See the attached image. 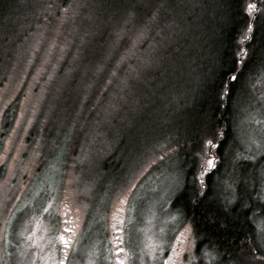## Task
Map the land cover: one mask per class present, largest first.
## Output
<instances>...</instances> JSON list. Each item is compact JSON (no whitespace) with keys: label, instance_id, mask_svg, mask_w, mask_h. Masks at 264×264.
Listing matches in <instances>:
<instances>
[{"label":"rangeland","instance_id":"374dc122","mask_svg":"<svg viewBox=\"0 0 264 264\" xmlns=\"http://www.w3.org/2000/svg\"><path fill=\"white\" fill-rule=\"evenodd\" d=\"M75 1L59 8L57 0H31L25 6L31 32L18 22V40L11 43L3 42L0 30V264H59V235L68 241L64 264H218L223 259L216 247H198L190 224L172 205L184 184L175 144L187 127L180 102L196 75L183 70L190 61L184 44L161 70L152 69L141 81L147 92L134 89L124 102L123 95L108 101L103 119L93 124L77 117L82 104L69 110L44 103L48 82L60 75L59 59L69 62V72L72 63L78 67L84 60H78L76 25L93 8L87 15L82 8L78 16L75 5L82 7L86 0ZM136 31L131 33L135 47ZM130 46L120 55L128 72L144 60L135 48L128 52ZM258 63L264 65V54ZM260 76L249 89V101L238 106V152L218 177L222 205H233L245 191H253L254 203L264 205V70ZM13 106L14 116L5 118ZM53 112L66 115L54 118ZM206 150L195 172L197 191L217 169L213 148ZM238 158L247 162L238 164ZM254 208L253 241L264 254V207ZM243 259L264 264L262 255Z\"/></svg>","mask_w":264,"mask_h":264},{"label":"trees","instance_id":"16d2710c","mask_svg":"<svg viewBox=\"0 0 264 264\" xmlns=\"http://www.w3.org/2000/svg\"><path fill=\"white\" fill-rule=\"evenodd\" d=\"M30 1L0 0L3 42L18 40L15 33L20 21L24 23L27 33L32 31V25H29L30 8H25ZM68 1L57 0L59 8ZM78 1L82 2L76 0L75 3ZM249 4L255 7L250 10ZM89 7L93 8L95 18L89 14L76 25V33L79 32L76 45L81 54L78 60L84 58L85 61L82 60L78 67L72 63L74 70L69 72V62L59 59L57 71L60 75L48 82L44 103L64 106L69 110L72 105L82 104L83 108L77 117L84 124H93L103 119V105L108 101L117 102L120 95L125 97L121 99L124 102L152 69L155 72L161 70L162 63L168 57L180 52V44L185 45L186 56L203 53V65L195 67L210 65V60L214 64L199 70L205 75V84L199 89L202 91L191 88L187 97H183L180 102L183 104L188 100L191 103L181 116L186 130L181 142H175L176 154L183 162L181 167L189 177L184 174V184L172 205L190 224L198 247L212 250L216 247L214 251L225 261L232 262L235 258L243 259L245 256L255 258L262 255L264 258L253 241V216L257 214L256 209L253 207L249 211L236 206H221L212 193L213 174L206 177L203 189L197 191L195 187V183H198L195 172L199 158L201 155L206 158L207 154L204 148L206 141L216 143L213 148L217 157L215 173H219L224 165L229 148L237 146L235 123L238 107H235L234 102L238 101L242 93L241 77L264 54V0H86L82 7L75 5V14L79 16L82 8H86L87 15ZM12 20L16 23L11 24ZM98 20H102V26H91L93 21ZM249 24L252 25L251 29ZM133 25L137 27L131 28ZM135 29L137 31L134 34L138 37L136 47L131 41V33ZM128 43L131 44L128 52L135 48V55L144 58L135 67L129 66L130 72L120 57ZM197 48L200 49L197 51ZM2 60L0 58V62ZM239 67L241 70L236 79L225 83L226 78ZM84 70L86 73H78ZM14 107L5 112V118L11 112L14 116ZM52 115L61 119L66 114L53 112ZM77 133L82 134V131Z\"/></svg>","mask_w":264,"mask_h":264},{"label":"bare ground","instance_id":"6f19581e","mask_svg":"<svg viewBox=\"0 0 264 264\" xmlns=\"http://www.w3.org/2000/svg\"><path fill=\"white\" fill-rule=\"evenodd\" d=\"M193 48H196L195 46ZM200 48H197V51L199 50ZM192 53V52H191ZM189 56V59L190 61H188V64H186L183 68V70L186 72V73H191L192 75L196 73L195 75V81H194V86L193 88L199 90V89H202L204 84H205V75H204V72L202 71H199L201 70V67L203 68H208V66H213L214 64V61L210 60V65H205V66H198L195 68V66H197L198 64L200 65H203L202 63V60H203V53H194V54H190V55H187ZM250 53L248 52V57L250 58ZM129 57V56H128ZM193 66L194 69H192L191 67ZM249 68V67H248ZM197 70V71H196ZM241 68L239 67L237 70H234L233 73H231L229 76H228V79L226 78L225 80V83H227L228 81H234V80H231L229 79L230 76L232 75H235L236 77L238 76L237 74L240 72ZM264 70V65H261V64H258V63H253L251 65V68L247 70V72H245V74L241 77L240 79V90L242 91L240 97L238 98V101L235 100L234 102V105L235 107L239 106L240 102H242L243 99H248L249 101V89H252L255 87V83L258 82L259 78L261 77V73L263 72ZM199 71V72H198ZM157 74V73H156ZM149 79H150V76H149ZM207 80V79H206ZM191 81L192 79L190 80V85L191 84ZM193 82V81H192ZM135 89L137 90L138 93H145L147 92V87L144 86V83L143 82H139V84H137L135 86ZM161 91V90H160ZM202 90H199V92H201ZM225 90H224V94H223V100L225 99L224 95H225ZM223 100H222V104H223ZM190 101H185L183 102V105H185V109L183 110V112H186V110L189 109V106H190ZM216 144V143H215ZM215 148V147H213ZM198 151V150H197ZM238 152V148L237 146L235 145L234 147H230L226 156L224 157V165L221 166L220 168V172L219 173H215V175L212 176V185H214V189L212 190V193L214 194L215 196V200L222 205L221 203V200H218L217 197L219 198V191H218V177L220 176L221 172L224 170H226L227 168H230L232 164H234L233 162V157L235 155V153ZM215 158L217 159V157L215 156ZM235 160V159H234ZM217 161V160H216ZM247 161H244L240 158H238L236 160V163L240 164V163H246ZM186 164V162H185ZM249 167L251 165H248ZM182 169V173L185 174V169H183V167H181ZM252 169H256V164L252 165ZM186 176L189 177V174L186 173L185 174ZM217 177V178H216ZM234 200V203L233 205L232 204H229V205H224L226 207H240L241 209L244 208V206H246V210H249L251 211V209L253 207H256V206H259V205H256L254 203L255 201V198H254V193L253 191L252 192H246L245 191V194H239L237 195V197L233 198ZM249 200H251V203L249 202ZM230 202V201H229ZM218 264H231V261H225V260H219L217 262ZM232 263L233 264H245L244 263V260L241 259V258H235L232 260Z\"/></svg>","mask_w":264,"mask_h":264},{"label":"snow or ice","instance_id":"6c2138e0","mask_svg":"<svg viewBox=\"0 0 264 264\" xmlns=\"http://www.w3.org/2000/svg\"><path fill=\"white\" fill-rule=\"evenodd\" d=\"M254 7H255V6L252 5V4H249V5H248V8H249V9H253ZM248 27H249V29H251V28H252V25L249 24ZM246 38H247V37H245V39H246ZM241 51L243 52V50H241ZM238 56H239V54H238ZM229 79H231V80H235V79H236V76H235V75H232V76L229 77ZM205 147H206V148H213V147H216V144H215L212 140H208V141L205 142ZM207 165H208V168H212V167H213V160H212V159H208V160H207ZM206 170H207V169H205V171H206ZM201 174L203 175V172H202ZM45 211H46V210H45ZM64 231L67 232V231H70V230H69L68 228H65ZM57 239L60 241L61 244L67 246L68 241H67V239H66L65 236H63V235H59V236L57 237ZM59 264H64V260H60Z\"/></svg>","mask_w":264,"mask_h":264}]
</instances>
